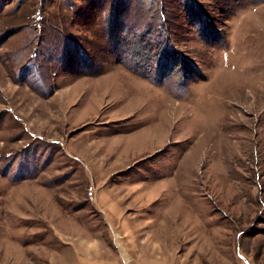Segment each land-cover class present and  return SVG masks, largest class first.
Here are the masks:
<instances>
[{
    "label": "rangeland",
    "instance_id": "rangeland-1",
    "mask_svg": "<svg viewBox=\"0 0 264 264\" xmlns=\"http://www.w3.org/2000/svg\"><path fill=\"white\" fill-rule=\"evenodd\" d=\"M0 264H264V0H0Z\"/></svg>",
    "mask_w": 264,
    "mask_h": 264
}]
</instances>
